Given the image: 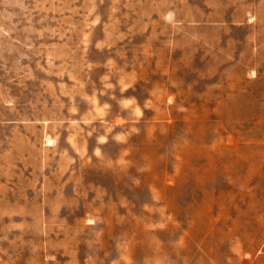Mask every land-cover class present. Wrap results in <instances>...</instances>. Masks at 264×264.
<instances>
[{"label":"rangeland","instance_id":"rangeland-1","mask_svg":"<svg viewBox=\"0 0 264 264\" xmlns=\"http://www.w3.org/2000/svg\"><path fill=\"white\" fill-rule=\"evenodd\" d=\"M0 264H264V0H0Z\"/></svg>","mask_w":264,"mask_h":264}]
</instances>
